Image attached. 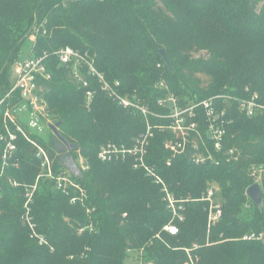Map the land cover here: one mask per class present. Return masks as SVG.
<instances>
[{
    "label": "trees",
    "instance_id": "trees-1",
    "mask_svg": "<svg viewBox=\"0 0 264 264\" xmlns=\"http://www.w3.org/2000/svg\"><path fill=\"white\" fill-rule=\"evenodd\" d=\"M260 1L0 0V101L13 86V67L22 60L20 51L33 31L36 40L29 55L64 47L88 54L110 82L122 83V94H138L157 113L164 111L158 98L166 94L153 86L160 81L183 103L222 94H258L264 104V39L258 44V60L229 49L244 43L235 22L263 33ZM218 39L226 50H220ZM206 50L212 53L208 61L201 66L192 62L193 52ZM48 66L52 79L43 90L48 115L54 123L62 122L60 134L78 146L70 155L76 161L80 155L90 159L89 169L79 166L82 177H76L64 168L60 156L67 152L55 135L52 146L44 147L54 171H67L88 191L89 199L85 205H72L71 197L52 180L40 179L32 215L50 246L40 245L21 216L25 187L36 184L41 162L33 146L20 138L19 167L10 166L0 178V264H125L130 251H144L142 264H186L190 258L185 249L196 245L191 255L199 258L197 264H264V239L243 240L246 234L264 235V206L259 208L247 196L254 184L251 168L264 166L262 118L229 109L226 147L236 148L240 156L218 167L197 166L187 155L174 158L169 166L171 154L164 146L168 133L156 131L148 162L178 199H189L184 203L186 220L179 222L161 186L144 171L97 158L107 142L131 145L145 130L144 117L113 101L87 72L89 88L74 80L72 67L61 65L57 57L52 56ZM209 74L214 76L206 87L201 75ZM88 90L94 91L90 105ZM5 109L0 108V134ZM1 151L0 143V158ZM12 180L20 186L14 187ZM213 182L220 187L216 200L223 214L209 227L210 203L201 199ZM172 222L179 227L175 236L164 230Z\"/></svg>",
    "mask_w": 264,
    "mask_h": 264
},
{
    "label": "built area",
    "instance_id": "built-area-1",
    "mask_svg": "<svg viewBox=\"0 0 264 264\" xmlns=\"http://www.w3.org/2000/svg\"><path fill=\"white\" fill-rule=\"evenodd\" d=\"M37 33H39V29ZM52 56L57 57L61 65L72 67V78L85 88L90 87L89 81L84 77V72H87L95 77L101 90L113 101L144 117L145 130L134 139L131 145L107 142L100 146L97 158L103 163L130 164L134 170L144 171L148 177L161 186L168 209L172 212L174 219L179 222L186 220L184 203L189 199H178L169 189L158 168L148 162L149 149L156 131L168 133L164 146L171 154V158L168 160L169 166L174 158L187 155L190 161L197 166L218 167L225 162L237 161L240 156V152L236 148L226 147L227 126L232 123V119L228 116L229 109L233 110L235 107L248 118L260 117L264 121V104L259 102L256 94L247 98L222 94L201 101L183 103L180 97L171 92L167 84L162 82L160 88L166 90V94L158 98V105L164 111L157 113L153 112L137 96L122 94V83L120 81L110 82L105 75L97 70L88 54H82L71 47L60 48L54 52L44 51L41 54L32 51L27 58L15 63L13 86L6 97L0 101V108L6 105L3 119L4 132L0 134L2 146L0 178L10 166L19 167L17 153L20 138H24L33 146L36 158L41 162V173L36 184L29 187L26 192V208L29 211L38 182L42 178L52 180L58 190L70 196L72 205H85L89 199L88 191L77 183L67 171L63 170L59 173L54 171L50 155L39 139L48 128L50 129L49 125L51 124H46L48 103L43 90L44 85L52 79L48 66ZM86 96L87 103L90 105L94 99V91L88 90ZM220 101H223V104L220 105ZM152 118L161 120L162 124L155 125ZM79 158L82 159L83 156L80 155ZM77 164L79 165L78 160ZM81 168L86 170L84 166ZM251 176L254 179V184H261L264 179V166H253ZM11 184L14 187L20 186V183L15 180H12ZM218 192L216 187L209 186L201 199L210 203L209 227L217 224L222 218V205L216 200ZM88 212L91 213V210L88 209ZM164 230L174 236L179 233L178 225L173 222L166 225ZM261 239H264L263 234L251 233L243 237L245 241ZM186 251L190 258L186 264H197L199 258L192 256L189 250Z\"/></svg>",
    "mask_w": 264,
    "mask_h": 264
},
{
    "label": "rangeland",
    "instance_id": "rangeland-1",
    "mask_svg": "<svg viewBox=\"0 0 264 264\" xmlns=\"http://www.w3.org/2000/svg\"><path fill=\"white\" fill-rule=\"evenodd\" d=\"M221 5L222 4L220 2L217 3V7H221ZM257 12L258 13L264 12V0H261L259 2L258 6H257ZM234 25H235V27L238 26L237 27L238 32H243V36L242 37H243L244 43L240 44V45H237V46L230 47L229 48L230 51H237L239 54L242 53L245 56L249 57L250 59H254V60L260 59L261 58V54L259 52L258 44H259V42L261 40L264 39V31L259 28L263 32V33L261 32L262 34H259L256 29H251L249 27H244V25L240 26L236 22L234 23ZM35 40H36L35 34L33 33V31H32V33L30 31V33L28 34V38L26 39V42H25L24 46L22 47V49L20 51V58L21 59H23V58L25 59L27 57V55H29L30 51L32 50V46H33ZM217 42L219 43L220 50H226V49L222 48V46H224V45L221 46V44H220L221 42H220L219 39L217 40ZM224 47H226V46H224ZM211 57H212V53L208 52L207 50L206 51L193 52L192 53V62H196L197 64H199V66H201L202 62L208 61ZM90 58H91L92 62L95 65V58L94 57L93 58L90 57ZM95 67H96V65H95ZM102 74L105 75L104 73H102ZM213 76H214V74L201 75V78L204 80V84H205L206 87L210 84ZM105 77H106V75H105ZM162 82H164V81L156 82L155 84H153V86H155L156 88H160ZM256 95L259 97L258 94H256ZM134 96H137V98H139L138 94H135ZM219 104L220 105L223 104V101H220ZM153 112H155V111H153ZM45 118H46V124L54 123L53 119L49 117L48 112H47ZM157 121L158 122L154 123L155 125H161L162 124L161 120H157ZM140 134H142V132ZM53 137H54L53 132L48 128L45 131V133L39 139H40V141L42 142L43 145L51 147L52 146V141L51 140L53 139ZM89 161H90V159L85 158L84 156H83L82 159L78 158L79 165L81 167L84 166L86 168V170L89 169V166H90ZM34 185L26 186L25 187L26 188V192H27V190H29V187L34 186ZM209 186L216 187L219 190V192H220V187L215 182L209 183ZM32 203H31V205H32ZM31 205H30V211H29V210H27L26 203H25L24 208H23V212H22V216H21V220L23 221L25 226H27L28 229L30 230L31 237L36 238L39 241L40 245H45V244L48 245L49 243H48V240L46 239V237L38 232V224L35 221L34 216L32 215V206ZM48 246H50V245H48ZM196 248H197V245L193 249H196ZM193 249H185V250H189L190 254H191ZM51 251L54 252L55 249L51 248ZM142 256H144V251H130V252H128V256H127L128 258L126 259L125 264H142Z\"/></svg>",
    "mask_w": 264,
    "mask_h": 264
},
{
    "label": "water",
    "instance_id": "water-1",
    "mask_svg": "<svg viewBox=\"0 0 264 264\" xmlns=\"http://www.w3.org/2000/svg\"><path fill=\"white\" fill-rule=\"evenodd\" d=\"M160 54L167 65H169V59L164 50L160 51ZM62 122L51 123L49 125L50 130L56 136V138L62 143L63 150L65 148L66 154H62L60 159L62 160V164L64 168H66L73 176L82 177V170L80 169L77 161L73 156L70 155L71 152L75 151L78 146L76 144H71L68 142L59 132V128ZM263 194H264V179L261 184L255 183L250 186L247 190V196L252 200V202L258 206L259 208L263 207Z\"/></svg>",
    "mask_w": 264,
    "mask_h": 264
}]
</instances>
